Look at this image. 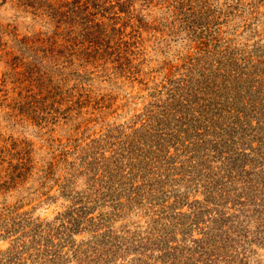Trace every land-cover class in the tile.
<instances>
[{
  "label": "rangeland",
  "instance_id": "rangeland-1",
  "mask_svg": "<svg viewBox=\"0 0 264 264\" xmlns=\"http://www.w3.org/2000/svg\"><path fill=\"white\" fill-rule=\"evenodd\" d=\"M0 264H264V0H0Z\"/></svg>",
  "mask_w": 264,
  "mask_h": 264
}]
</instances>
